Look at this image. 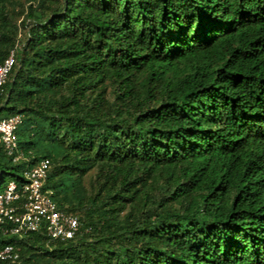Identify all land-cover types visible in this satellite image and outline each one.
Segmentation results:
<instances>
[{"label": "trees", "instance_id": "trees-1", "mask_svg": "<svg viewBox=\"0 0 264 264\" xmlns=\"http://www.w3.org/2000/svg\"><path fill=\"white\" fill-rule=\"evenodd\" d=\"M11 50L0 192L48 158L82 230L0 264H264V0H0Z\"/></svg>", "mask_w": 264, "mask_h": 264}, {"label": "built area", "instance_id": "built-area-1", "mask_svg": "<svg viewBox=\"0 0 264 264\" xmlns=\"http://www.w3.org/2000/svg\"><path fill=\"white\" fill-rule=\"evenodd\" d=\"M15 62V50H11L0 63V92ZM21 122L20 114L0 120V147L14 162L25 159L16 135ZM49 168L50 160L42 158L24 169L26 181L22 185L14 180L6 183L0 192V224L5 234L23 236L28 232L42 231L48 242H55L72 239L82 230L79 216L58 208L45 190ZM18 258L15 246L6 245L0 249V260L15 262Z\"/></svg>", "mask_w": 264, "mask_h": 264}, {"label": "rangeland", "instance_id": "rangeland-1", "mask_svg": "<svg viewBox=\"0 0 264 264\" xmlns=\"http://www.w3.org/2000/svg\"><path fill=\"white\" fill-rule=\"evenodd\" d=\"M21 19H22V18H21ZM9 179H10V178L7 176V177L5 178V180H4V183L8 182Z\"/></svg>", "mask_w": 264, "mask_h": 264}]
</instances>
